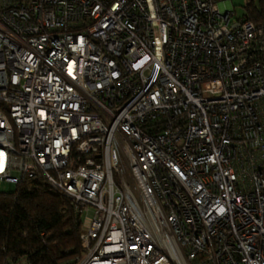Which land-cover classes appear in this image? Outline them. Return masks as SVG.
Segmentation results:
<instances>
[{"label":"built area","instance_id":"obj_1","mask_svg":"<svg viewBox=\"0 0 264 264\" xmlns=\"http://www.w3.org/2000/svg\"><path fill=\"white\" fill-rule=\"evenodd\" d=\"M222 2L0 0V182L71 203L74 264H264V26Z\"/></svg>","mask_w":264,"mask_h":264},{"label":"trees","instance_id":"obj_2","mask_svg":"<svg viewBox=\"0 0 264 264\" xmlns=\"http://www.w3.org/2000/svg\"><path fill=\"white\" fill-rule=\"evenodd\" d=\"M242 17L264 26V0ZM80 227L71 203L40 180L0 193V264L26 257L29 264H74L81 254Z\"/></svg>","mask_w":264,"mask_h":264},{"label":"rangeland","instance_id":"obj_3","mask_svg":"<svg viewBox=\"0 0 264 264\" xmlns=\"http://www.w3.org/2000/svg\"><path fill=\"white\" fill-rule=\"evenodd\" d=\"M249 0H224L219 7L223 10H230L233 12L235 18H241L246 14L245 6ZM255 6L259 5V0H253ZM8 185L0 182V193H7Z\"/></svg>","mask_w":264,"mask_h":264}]
</instances>
